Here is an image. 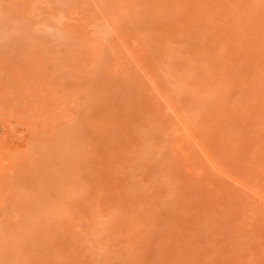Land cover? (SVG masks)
<instances>
[{
	"label": "rangeland",
	"instance_id": "1",
	"mask_svg": "<svg viewBox=\"0 0 264 264\" xmlns=\"http://www.w3.org/2000/svg\"><path fill=\"white\" fill-rule=\"evenodd\" d=\"M0 120V264H264V0H0Z\"/></svg>",
	"mask_w": 264,
	"mask_h": 264
},
{
	"label": "bare ground",
	"instance_id": "2",
	"mask_svg": "<svg viewBox=\"0 0 264 264\" xmlns=\"http://www.w3.org/2000/svg\"><path fill=\"white\" fill-rule=\"evenodd\" d=\"M199 3V2H198ZM78 21V20H77ZM107 22V21H106ZM76 23V22H75ZM77 24V23H76ZM79 24V26H77L76 27V29H80V27H82V26H80V25H82L81 23H78ZM108 24V23H107ZM111 26V25H110ZM109 26V27H110ZM113 27H111V29H112ZM78 29V30H79ZM82 30V28L80 29V31ZM113 31V30H112ZM136 40V39H135ZM122 42H124V41H122ZM127 44V43H126ZM133 44V43H132ZM123 45V44H122ZM137 45V44H136ZM138 46V45H137ZM125 47V45H123V48ZM132 47V46H131ZM126 48V47H125ZM130 50V49H129ZM128 51V50H127ZM132 52V51H131ZM130 51H129V54L131 53ZM138 52V51H137ZM132 54V53H131ZM130 57V56H129ZM131 59H132V61H134L135 63V65L137 66V68H138V70H140L141 72H143L144 73V69L142 68V66L141 65H139L140 64V62H138L139 61V59L137 60L134 56L133 57H131ZM116 64V67H119L120 65H121V63L120 62H117V63H115ZM115 67V68H116ZM142 73V74H143ZM145 75V74H144ZM143 75V76H144ZM147 77V76H146ZM147 80L149 81V83H150V85L153 87V88H155L156 89V85L154 84L155 82L153 81L152 82V79H150L149 77L147 78ZM154 89V90H155ZM162 90V89H161ZM156 91H158V89L156 90ZM159 92H161V91H158V92H156L157 94H158V96L160 97V99H161V101H163L165 104H167L168 102L166 101V99L164 98V96L165 95H161ZM168 105V104H167ZM170 105V104H169ZM167 106V112H170L171 114H173V116L175 117V119L177 120V122L182 126L181 128H177L176 130H175V136H176V138H177V141H176V145H177V147H176V149H177V151L179 152V154L182 156V157H186V153L181 149V147H182V145H183V143H187L190 147H192L193 148V150L195 149L197 152H198V154L202 157V159H203V161L204 160H206L209 164H210V166H211V168L213 169L212 171H214L215 173H217L218 174V176L219 175H221V176H223V177H225V178H227V179H230V180H233L234 181V183L235 182H237L238 184L237 185H240L241 187H243V188H245L246 190L247 189H249V187H247L246 186V184L245 183H242V182H239V181H237V180H234L233 178L234 177H231L232 176V174L230 175L229 173H226V171L223 169V168H221L220 166H218L217 165V163L213 160V158L211 157V154H210V152H208V150H207V148H205L203 145H202V143L200 142V141H198V139L194 136L195 134H193L192 132H191V130H189L187 127H186V125L184 126L182 123H184V122H181L180 121V118H178V115H176V112L173 110V108L172 107H170V106ZM182 120V119H181ZM182 121H184V120H182ZM7 122H8V120L7 121H5V120H0V143H2V142H6V141H8L10 138H11V135H12V131L8 128V126L11 124V122H8L9 124H7ZM178 124V125H179ZM25 125V124H24ZM188 125V124H187ZM27 126V125H26ZM30 128V131L28 130V132L26 133V134H24V135H22V136H20L18 139H20L19 141V145L17 146V152L19 153V154H21V161L23 162V161H25V159L29 156V151H30V142H31V126H29ZM28 129V128H27ZM14 130V129H13ZM33 130V129H32ZM18 131V130H17ZM20 131V130H19ZM193 131V130H192ZM23 133V132H22ZM32 133H33V131H32ZM17 139V140H18ZM213 156V155H212ZM218 163H219V161H217ZM211 171V172H212ZM228 171V170H227ZM202 172L199 170V172H197L196 174H197V176H203V174H201ZM216 174V175H217ZM201 178V177H200ZM219 178V177H218ZM222 178V177H221ZM220 179V178H219ZM237 179V178H236ZM226 182V181H225ZM255 197L257 198V201H258V203H259V205H260V207L262 208V209H264V189H262V190H260V191H256L255 192Z\"/></svg>",
	"mask_w": 264,
	"mask_h": 264
}]
</instances>
